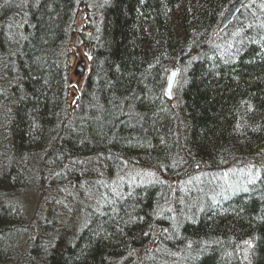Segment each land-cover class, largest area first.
I'll list each match as a JSON object with an SVG mask.
<instances>
[{
  "label": "trees",
  "instance_id": "1",
  "mask_svg": "<svg viewBox=\"0 0 264 264\" xmlns=\"http://www.w3.org/2000/svg\"><path fill=\"white\" fill-rule=\"evenodd\" d=\"M236 1L0 0V263L264 264V0L219 30Z\"/></svg>",
  "mask_w": 264,
  "mask_h": 264
},
{
  "label": "rangeland",
  "instance_id": "2",
  "mask_svg": "<svg viewBox=\"0 0 264 264\" xmlns=\"http://www.w3.org/2000/svg\"><path fill=\"white\" fill-rule=\"evenodd\" d=\"M84 10H79V14H83ZM75 19L74 27H77L78 23V17ZM235 16V15H234ZM233 19V18H232ZM232 21V20H231ZM82 22H85V19L82 17ZM82 29H85V26L82 27ZM76 34H73L71 39V44L69 46V55L71 58H73V62L70 63L68 66V72H67V80L69 85V103L72 101V98L74 94H77L81 86L83 84L86 70L88 67V61L86 59V55H89V50L87 46H83L84 51L81 50V45H75L76 43ZM81 43H83V39L81 40ZM68 55V57H69ZM69 57V58H70ZM80 62H83V64H80ZM147 171V172H146ZM142 171L141 169L138 170H130L127 173H135L141 175L142 177L147 176L148 174L151 176L150 172L148 170ZM154 174V172H153ZM148 176V177H150ZM147 178V177H146ZM20 202L25 206V210L27 213L30 214V217L28 218L29 225L31 224L33 227L35 226V220L37 219V212L42 206V202L39 199V197L35 194L28 193L23 198L20 199ZM28 214V215H29ZM43 215V214H42ZM31 227V228H33ZM0 264H9V263H0Z\"/></svg>",
  "mask_w": 264,
  "mask_h": 264
},
{
  "label": "water",
  "instance_id": "3",
  "mask_svg": "<svg viewBox=\"0 0 264 264\" xmlns=\"http://www.w3.org/2000/svg\"><path fill=\"white\" fill-rule=\"evenodd\" d=\"M246 1L247 0H237L225 11L222 21L219 26V30H224L230 24L232 18L240 9V6L244 4ZM76 44H79V41ZM72 61H73V58L70 57V63H72ZM175 73H176V70L171 69L169 77H168V81L166 83V88H165V93L167 94L170 92V90L173 87Z\"/></svg>",
  "mask_w": 264,
  "mask_h": 264
},
{
  "label": "bare ground",
  "instance_id": "4",
  "mask_svg": "<svg viewBox=\"0 0 264 264\" xmlns=\"http://www.w3.org/2000/svg\"><path fill=\"white\" fill-rule=\"evenodd\" d=\"M83 34L86 35V36H90L91 35V30L90 28H88L87 26L85 27L84 31H83ZM171 69H175L176 70V73H175V76H174V83H173V87L172 89L170 90V92L166 95L168 98H173L174 96V86L176 84V81H177V77H178V69L176 67H173ZM171 69L169 70L168 74H167V78H166V83L168 81V77H169V74H170V71ZM165 88H166V84H165ZM204 165H206V163H204ZM207 166V165H206ZM223 173H221V175L223 176ZM209 174V175H208ZM208 175V176H207ZM189 176V175H188ZM191 177H193L192 179H194V182H197L198 180H203L204 178H209L210 176V173H208L207 171L203 170V169H200L198 172H196V175L195 174H192L190 175ZM219 205L220 207H222L223 205H225V201L222 200V199H219Z\"/></svg>",
  "mask_w": 264,
  "mask_h": 264
},
{
  "label": "flooded vegetation",
  "instance_id": "5",
  "mask_svg": "<svg viewBox=\"0 0 264 264\" xmlns=\"http://www.w3.org/2000/svg\"><path fill=\"white\" fill-rule=\"evenodd\" d=\"M80 64H83V62H80Z\"/></svg>",
  "mask_w": 264,
  "mask_h": 264
}]
</instances>
